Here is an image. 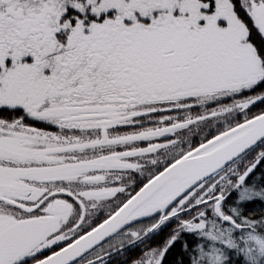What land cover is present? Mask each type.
<instances>
[{
	"label": "snow or ice",
	"instance_id": "obj_1",
	"mask_svg": "<svg viewBox=\"0 0 264 264\" xmlns=\"http://www.w3.org/2000/svg\"><path fill=\"white\" fill-rule=\"evenodd\" d=\"M0 264H264V0H0Z\"/></svg>",
	"mask_w": 264,
	"mask_h": 264
}]
</instances>
